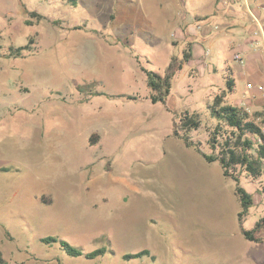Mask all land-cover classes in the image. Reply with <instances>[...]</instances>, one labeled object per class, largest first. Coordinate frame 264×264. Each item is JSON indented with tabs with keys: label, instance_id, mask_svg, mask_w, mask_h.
I'll return each mask as SVG.
<instances>
[{
	"label": "rangeland",
	"instance_id": "374dc122",
	"mask_svg": "<svg viewBox=\"0 0 264 264\" xmlns=\"http://www.w3.org/2000/svg\"><path fill=\"white\" fill-rule=\"evenodd\" d=\"M115 2L112 21L108 0H0L2 259L264 264V244L240 234L236 183L223 178L218 163H207L174 136L186 114L198 116L199 128L187 135L211 154L214 99L224 94L226 104H236L257 83L229 71L240 65L233 59L235 47L214 46L206 67L205 52L197 64L185 61L166 103L152 104L142 69L163 76L171 58L178 51L183 56V48L170 42L175 7L172 0ZM200 2L186 0L178 10L187 16ZM219 2L222 9L238 6L250 27L264 9V0ZM23 4L42 19L26 15ZM24 46V58L6 57L11 48ZM229 80L235 92V85L228 90ZM90 90L122 97L91 96ZM240 181L254 198L243 222L249 230L264 218V175L254 180L242 172ZM46 237L83 253L105 248L107 254L73 258L58 244H43ZM144 250L151 255L123 260Z\"/></svg>",
	"mask_w": 264,
	"mask_h": 264
},
{
	"label": "trees",
	"instance_id": "16d2710c",
	"mask_svg": "<svg viewBox=\"0 0 264 264\" xmlns=\"http://www.w3.org/2000/svg\"><path fill=\"white\" fill-rule=\"evenodd\" d=\"M74 4L78 0H70ZM24 13L33 18L42 19L37 13L30 12L22 5ZM27 25H32L31 21H27ZM29 47L11 48L7 58H24V52L28 51ZM190 48L184 52L182 59L173 57L170 65L167 68L165 75L160 76L154 72L142 69L147 77V85L151 90L150 100L152 104H165L172 90L173 78L177 71L182 69V64L190 61ZM234 82L227 81V88L232 91ZM83 87H80V92H83ZM91 91V90H90ZM91 96H106L111 99H117L122 96H108L101 92H92ZM225 95L217 96L213 104L210 106V114L217 121L215 130L212 133L209 141L212 149L211 154L203 153L199 147L193 143L188 133L192 130H197L200 126L198 116H189L186 114L181 119V126L174 129V136L181 139L187 148H194L203 159L209 163H218L222 170V176L225 180H230L236 183V196L241 205V212L238 215L239 231L242 237L254 244H264V218H261L252 229H245L243 226L244 219L247 217L249 210L254 205L253 195L248 193L240 185V173L244 172L248 177L256 180L264 175V110L254 112L252 115L244 107H234L225 103ZM136 99V98H129ZM184 131V135L180 132ZM237 170L240 171L238 174ZM237 172V173H236ZM43 244H58L67 255L73 258L85 257L87 260H96L104 257L107 254V249L102 248L91 253H83L74 248L69 243L53 237L41 239ZM151 254L148 250H144L135 254H126L123 260L130 262L139 260L144 257H149ZM0 264H5L0 255Z\"/></svg>",
	"mask_w": 264,
	"mask_h": 264
},
{
	"label": "crops",
	"instance_id": "0c3cea01",
	"mask_svg": "<svg viewBox=\"0 0 264 264\" xmlns=\"http://www.w3.org/2000/svg\"><path fill=\"white\" fill-rule=\"evenodd\" d=\"M116 0H108V11H110V19L116 20L117 15L112 8L117 4ZM193 4V0H188ZM186 0H172L173 18L177 17L174 32L171 33L172 45L176 49L184 48L189 45L191 59L190 62L197 64L198 57L203 56L206 50L212 53L214 46L219 48L235 47V54H241L244 58V64H240L237 70H229L235 77L239 79L249 78L250 82H256L257 86L264 88V51L260 49L264 41V9L257 11L256 24L247 26L242 18L245 14L239 12L238 6L235 4H226L227 8L222 9L219 6V0H201L198 6L191 9L189 15L178 10L181 4H185ZM126 11H131V5L126 4ZM177 10V11H176ZM126 15H129L126 13ZM246 17V16H245ZM149 22V21H148ZM197 22V25H194ZM150 26L152 24L149 22ZM208 24V25H207ZM180 51L173 57L182 59ZM211 56V55H210ZM172 57V58H173ZM171 58V60H172ZM207 65L208 58H205ZM234 59V56H233ZM259 82V83H258ZM235 85V83H234ZM236 85L234 87V92ZM243 98H237L234 107H244L246 110L257 112L264 110V90L255 91Z\"/></svg>",
	"mask_w": 264,
	"mask_h": 264
},
{
	"label": "built area",
	"instance_id": "2783aa9c",
	"mask_svg": "<svg viewBox=\"0 0 264 264\" xmlns=\"http://www.w3.org/2000/svg\"><path fill=\"white\" fill-rule=\"evenodd\" d=\"M256 22H258L259 23V21H258V19L256 20ZM256 45H259V46H261V48L263 49V51H264V41L261 43V44H256ZM210 55H211V53H210V51L209 50H207V51H205V58H209L210 57ZM234 60L235 61H237V62H239L240 64H244L245 62H244V58L241 56V54H235L234 55ZM207 66V63H205L204 64V67H206ZM249 89H250V91H251V96H253V92H255V91H258V92H261V91H263L264 90V88L262 87V86H258V87H256V88H253L252 86H249Z\"/></svg>",
	"mask_w": 264,
	"mask_h": 264
}]
</instances>
